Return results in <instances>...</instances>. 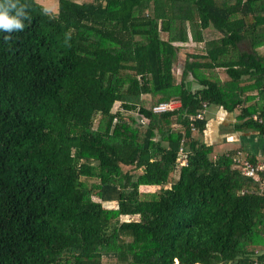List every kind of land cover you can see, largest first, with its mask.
<instances>
[{
	"label": "trees",
	"instance_id": "1",
	"mask_svg": "<svg viewBox=\"0 0 264 264\" xmlns=\"http://www.w3.org/2000/svg\"><path fill=\"white\" fill-rule=\"evenodd\" d=\"M21 3L0 30V264L264 259V193L233 156L258 159L206 138L210 104L264 136V0Z\"/></svg>",
	"mask_w": 264,
	"mask_h": 264
},
{
	"label": "crops",
	"instance_id": "2",
	"mask_svg": "<svg viewBox=\"0 0 264 264\" xmlns=\"http://www.w3.org/2000/svg\"><path fill=\"white\" fill-rule=\"evenodd\" d=\"M236 116L237 113L233 114L225 109H217L214 120L206 131L207 141L216 145L222 143L226 145L223 150H216L218 148L215 146V152L241 148L247 155L249 153L255 155L258 161L264 160V136L254 132L244 133L233 130L232 125Z\"/></svg>",
	"mask_w": 264,
	"mask_h": 264
},
{
	"label": "clouds",
	"instance_id": "3",
	"mask_svg": "<svg viewBox=\"0 0 264 264\" xmlns=\"http://www.w3.org/2000/svg\"><path fill=\"white\" fill-rule=\"evenodd\" d=\"M28 3H21V0H0V30L8 33L4 39L10 40L11 33L22 31L25 27L24 21L30 20Z\"/></svg>",
	"mask_w": 264,
	"mask_h": 264
},
{
	"label": "built area",
	"instance_id": "4",
	"mask_svg": "<svg viewBox=\"0 0 264 264\" xmlns=\"http://www.w3.org/2000/svg\"><path fill=\"white\" fill-rule=\"evenodd\" d=\"M180 105L179 101H170V102H162L154 107V110L157 112L167 111L170 109H174ZM205 109L201 110L197 117L195 118H203L205 116ZM254 118L257 119V115H254ZM262 121V120H260ZM233 160L237 163L239 169L244 175L252 176L257 180H260V191L264 193V160L258 161L257 163L251 162L246 155H242L241 151L236 152L233 156ZM254 264H264V259L256 261Z\"/></svg>",
	"mask_w": 264,
	"mask_h": 264
},
{
	"label": "rangeland",
	"instance_id": "5",
	"mask_svg": "<svg viewBox=\"0 0 264 264\" xmlns=\"http://www.w3.org/2000/svg\"><path fill=\"white\" fill-rule=\"evenodd\" d=\"M37 1L41 4H43L47 9L51 10L52 12H58L59 11V0H37ZM75 1L84 2V1H90V0H75ZM202 46H203L202 43H195V42L189 43L188 46H186V50H182V52L179 54L178 60L176 62L175 68H174V72L177 75L178 80H182L184 78V65L188 60L187 54L189 52H194L195 50L200 49ZM261 51L264 52V47L261 48ZM221 76L223 78L227 77V74L225 73L224 70H222ZM177 105H179V104H177ZM218 107L219 106H217L216 104H210V107L208 109V114H207L209 119L211 117L215 116L214 109L218 108ZM235 113H237V112H235ZM142 121H144V120H142ZM220 143H222V142H220ZM219 145H221V148H219ZM216 147L218 148L216 150H223L226 147V145L222 143V144H217ZM173 177H175V174L173 175ZM142 191H145V190L142 188ZM107 204H108V206L109 205L113 206V205H115V202L109 201ZM134 218H138V217L134 216Z\"/></svg>",
	"mask_w": 264,
	"mask_h": 264
}]
</instances>
